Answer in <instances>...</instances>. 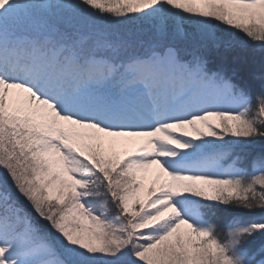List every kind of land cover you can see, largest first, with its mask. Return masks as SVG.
Segmentation results:
<instances>
[{"label": "snow or ice", "instance_id": "obj_1", "mask_svg": "<svg viewBox=\"0 0 264 264\" xmlns=\"http://www.w3.org/2000/svg\"><path fill=\"white\" fill-rule=\"evenodd\" d=\"M0 264H264V0H0Z\"/></svg>", "mask_w": 264, "mask_h": 264}, {"label": "trees", "instance_id": "obj_2", "mask_svg": "<svg viewBox=\"0 0 264 264\" xmlns=\"http://www.w3.org/2000/svg\"><path fill=\"white\" fill-rule=\"evenodd\" d=\"M216 59L226 58L230 63H234L239 66L242 70H247L253 64L255 59L258 64L259 54L250 53L248 50L234 47L228 51H222L215 55Z\"/></svg>", "mask_w": 264, "mask_h": 264}, {"label": "rangeland", "instance_id": "obj_3", "mask_svg": "<svg viewBox=\"0 0 264 264\" xmlns=\"http://www.w3.org/2000/svg\"><path fill=\"white\" fill-rule=\"evenodd\" d=\"M155 179H156V176H155V173L153 172V173H151V174L149 175L148 183H151V182L154 181Z\"/></svg>", "mask_w": 264, "mask_h": 264}]
</instances>
